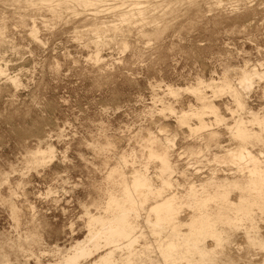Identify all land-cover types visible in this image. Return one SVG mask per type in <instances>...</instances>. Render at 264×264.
Segmentation results:
<instances>
[{"label":"rangeland","instance_id":"1","mask_svg":"<svg viewBox=\"0 0 264 264\" xmlns=\"http://www.w3.org/2000/svg\"><path fill=\"white\" fill-rule=\"evenodd\" d=\"M75 8L0 0V45L11 41L0 46L7 65L0 74V264H66L88 231L84 207L113 217L109 202L126 196L121 185L130 183L125 171H155L148 141L164 137L162 125L177 134L169 158L183 184L207 178L206 159L231 141L235 123L253 126L264 149V82L249 97L218 89L225 79L238 90L230 67L264 64V0H102L96 14ZM33 22L41 40L30 33ZM210 100L217 116L206 113L209 124L199 127L194 112ZM180 115L198 125L196 133L178 125ZM212 131L217 139L208 143ZM199 148L203 163L189 153ZM234 170H218L217 181L228 177L207 191L217 235L205 237L204 252L167 243L170 232L152 234L141 209L140 244L115 251L116 264H194L210 252L219 264H264V199L245 198Z\"/></svg>","mask_w":264,"mask_h":264},{"label":"bare ground","instance_id":"2","mask_svg":"<svg viewBox=\"0 0 264 264\" xmlns=\"http://www.w3.org/2000/svg\"><path fill=\"white\" fill-rule=\"evenodd\" d=\"M23 1L29 6L37 5L38 3L46 4L55 12H57L58 8L75 10L76 6H81L83 9L92 7L96 14L98 12L96 5L102 0ZM95 29V33H98V30L101 28L97 27ZM1 33L0 29V34ZM30 33L34 39L41 40L37 35V27L34 22ZM10 42L6 41L4 38L2 46H0H9L11 45ZM3 63H5L4 60ZM6 66L0 64V74L6 73ZM228 72L235 78L238 90L232 88L227 82L223 84L225 79L222 81V86H218V89H228L232 90L234 93L238 92V96L242 94V96L249 97L255 84L262 81L264 82L263 63L251 66L245 64L243 67H230ZM12 80L14 81L15 79ZM215 84L216 83H214L213 86L214 88ZM214 90L212 91L214 92ZM235 98L238 101L237 96H235ZM199 106L196 108L198 109ZM217 107L218 105L216 106L215 103L210 100L208 102H203L201 111L200 108L198 111L196 110L197 112L193 110L195 117L198 119L197 124L199 127H205L209 124V122L205 120L204 115L206 113H214V115H216ZM186 116L183 115L179 118L178 125H188L190 131L196 133L198 125L194 123L193 126ZM235 124L233 127L230 126L231 128L229 129V135L232 138L230 139L231 141L221 149L214 151L211 157L206 159L203 166H208L209 168V175L207 178L199 182L193 179L191 181L188 180L187 182L185 181V184L174 179L175 170L169 158V149L174 147L177 134L172 132L168 125L160 126L159 131L164 134V137L160 138L156 136L148 141V144L151 145V150L149 152L147 151L150 158L159 162V165L155 166V171L150 173L147 165H145L143 169L132 166L133 168L128 169V172L125 171L128 173L127 175H129L128 178L130 177V183L125 184L124 181V183L122 180H120L121 182L119 181L123 183V185H121L122 188L126 185V196H119L117 199L110 200V207L114 211L113 217L105 218L103 216L91 215L90 209L84 207L88 214L87 216L90 215L89 222L85 223L88 224L86 226V228L88 227V231L85 238L78 241L73 247V252L67 255L66 264H116L117 261L114 257L115 251L127 249L132 252L140 244L139 238L143 236L140 234L142 230L140 232L137 231L139 227L137 219L141 217V209L145 211V221L148 220L150 224L156 228L152 230V234H155L157 237H164L165 232H170L172 236L169 238L171 240L166 239L167 243L179 241L180 245L187 251L199 250L200 252H204L203 242L205 237L210 234L217 235L215 231L217 230L215 227L216 220L210 218L211 214L207 211V201L211 199V195L208 194L207 191L214 185H220L222 180L228 177L225 175L226 173H224L223 177L217 181L216 178L219 171L224 172L223 170L229 169L231 166L232 168L234 167L235 170L231 171L232 177L236 178V180H234V185L237 186V184H241L240 187L242 186L248 192L245 198L248 197V199H254V201H260V198L264 199V149H258V145L261 143L257 138L259 132L253 126H247L244 123ZM216 139L217 133L214 131L210 132L209 138L207 139L208 143L214 140L216 141ZM155 144H160V146H155V149ZM189 153H195L198 156L196 162L203 163L201 161L203 156V150L201 148L197 150L192 149ZM223 165L229 166L228 168L220 169ZM200 169V167L197 168L195 173H198ZM127 181L129 182V180ZM53 192L54 190L49 187L46 189L45 194L50 195ZM29 206L30 209H33L32 204ZM182 212H187L188 214L187 220L184 222L180 219ZM109 214L112 215V212ZM181 226H184V228H181ZM172 237H175V239L173 240ZM232 246L239 247L241 245L234 243ZM99 250H103V253L101 252L102 254L100 253L101 255L99 258L92 261V258L95 257V254ZM211 254L212 252L207 253V259L203 261L200 259L194 264H219V262L212 258ZM124 264L128 263L126 262Z\"/></svg>","mask_w":264,"mask_h":264}]
</instances>
